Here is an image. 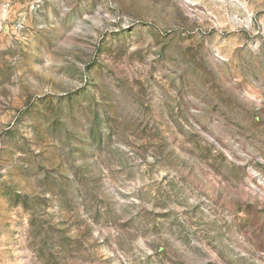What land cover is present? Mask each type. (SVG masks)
Instances as JSON below:
<instances>
[{
    "label": "rangeland",
    "instance_id": "obj_1",
    "mask_svg": "<svg viewBox=\"0 0 264 264\" xmlns=\"http://www.w3.org/2000/svg\"><path fill=\"white\" fill-rule=\"evenodd\" d=\"M0 264H264V0H0Z\"/></svg>",
    "mask_w": 264,
    "mask_h": 264
}]
</instances>
